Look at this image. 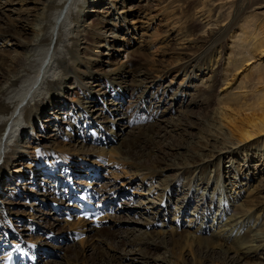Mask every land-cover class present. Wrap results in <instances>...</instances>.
<instances>
[{
    "label": "bare ground",
    "instance_id": "obj_1",
    "mask_svg": "<svg viewBox=\"0 0 264 264\" xmlns=\"http://www.w3.org/2000/svg\"><path fill=\"white\" fill-rule=\"evenodd\" d=\"M245 1L237 0L234 6L225 3L223 7H226L228 13L213 18L205 17L208 20L214 19V21L204 23V33L201 39L191 46L199 48V52L191 48L190 52L184 54L180 65L182 66V77L186 80L187 85L192 81L195 82L196 79L199 80L195 76V72L202 74L200 78L202 82L204 80L210 83L204 82L202 88L194 90L196 94L194 99L187 98L189 96L187 95L180 105L178 97L180 94L182 97L184 93L171 89L170 99H167V93L163 90L162 83H160L163 78L154 72L143 69L139 72L140 75L133 86L126 84L122 76L119 86L113 83V78H110L113 73L98 77L95 76V71L90 70L88 65L93 62V59L91 57L85 58L87 54L86 45L89 42L85 40L88 37L98 40L101 36L99 30L92 28L91 22L87 24V21L91 17L89 15L92 13L93 7L100 4V0H42L39 2V8L37 9L38 18L35 19L37 23L39 22V29L32 31L31 27H34V25L26 27L22 23L7 25L4 29H1L0 44L1 42L13 40L18 43L16 47L19 51L16 52L17 55L10 66V71L2 70L3 65L6 63L5 57L10 55L9 52H0V66L2 65L0 68V185L6 184V177L17 179V172L11 169L19 166L23 158L31 156L29 143L32 144L33 139H35L33 124L38 121L40 112L53 106L59 108L60 111L64 108L68 109L65 105L67 101L64 93L71 89L72 85H75L74 89L79 88L78 90L83 92L84 98L77 105V108L71 104L73 111H78L79 115L67 119L70 121V127L80 130L79 138L82 142H88L89 140L92 143L99 144L105 142L126 144L128 154L135 157L139 153L145 155L153 153L157 156L158 152L161 157H157L155 162L151 164L155 169L150 177L153 178L165 171L175 172L173 187L162 191L159 196L160 205L158 207L165 208V193L168 197L176 193L181 197V200L178 199L181 204L178 213L188 215V209H192L193 213L191 215L196 217V221H198L199 227H202L203 231V235L190 244L191 246L193 243L196 253V259L192 260V264L193 261L194 264L195 261L200 262V264H209L215 258L223 259L224 264H236L239 257H253V259L260 257V253L264 250V236L258 239L254 235L251 237V235H247L251 231L246 233L242 230V224H238L236 215H238L237 212L243 202L238 201V195L236 198L231 197L232 201H229L230 194L227 193L223 184L221 167L223 162L233 164L232 180H228L233 189L236 185H239V179H242L243 176L244 179H247L256 171L257 165L254 167L252 163L260 162V157L264 158V144L261 146L256 144L258 150L257 148L253 150L252 146L241 147L242 144L252 139L256 134L264 133V92L263 89H255L256 93L252 92L254 97L251 103L241 104L229 112H226L221 106L219 107V104L216 108L212 107L216 87L212 67L216 63L211 64V59L221 49L222 42L226 38H235L231 47L240 49L242 55L248 53L249 46H254L255 50H261V53H264V40L256 41L255 38L246 37L245 33L242 36L235 35L237 29L243 30L239 22L244 21L241 20V17L245 14V11L249 10ZM115 3L114 0L111 1L110 10L115 7ZM202 3L209 4L208 0H202ZM55 12L56 14L51 18ZM229 18L230 21L225 27L218 26L221 23L219 20ZM42 20H45L44 24ZM103 28V25H101L100 31ZM42 50L45 53L43 56L39 55ZM231 55H234L233 51ZM246 59L243 58L241 62ZM80 64L85 65V68L82 66L84 69L81 76L77 74L75 69ZM205 66L207 67L204 68ZM119 70L124 72L122 68H119ZM169 72L170 70L165 72L166 77L168 74L170 75ZM69 78L73 81L70 85L65 82ZM92 83L98 85L94 86ZM187 88L189 87L187 86ZM126 96L130 99L138 97L137 105L132 109L136 112H143L140 116L143 124L136 125L139 121L138 118L128 121L130 126L129 135L128 133H121L122 129L118 128L125 114V112L120 114V109L123 107V98ZM140 102H142V106L138 108ZM197 103L206 105L204 114H207L208 111H214V114L217 115L218 113L220 115L219 126L214 125L213 133L210 134L205 143L207 149L190 159L189 166L194 167L189 168V166H186L170 169L165 164L157 166L160 163L167 162L166 157L172 151L171 142L169 141L172 131L187 132L189 134V128H194L195 125L200 124L197 119L192 122L189 117H181V113H177L180 117L179 122L182 123L184 120L185 124L179 123V127L176 129L173 124L169 123V112L171 114L174 105L177 107L182 106L187 111ZM162 104L166 105L165 110L162 109L164 108ZM98 107L101 108L98 109ZM57 112L58 110L54 109L51 117ZM92 115L95 116L92 117ZM52 121L49 119L44 123H52ZM40 126V129H47V126H42V123H40ZM82 130H87L86 134ZM133 130H136L135 134ZM28 133L31 134L30 138L22 143L21 137ZM152 146L153 149L150 150L149 148ZM89 157L86 156L84 159L79 158L77 160L82 164L86 160V165L93 163L91 168L96 171L99 162H90ZM58 158L63 163L71 158L74 159L67 155L62 156L60 153H54L47 158V161L55 159L54 163H57ZM132 160L134 161V159ZM208 167L215 168L217 181V183H214L215 187L207 181L208 178L204 179V173ZM234 178L237 179L234 180ZM8 179L7 183L11 181V179ZM181 180L186 181V183L181 182ZM259 180L261 181L260 176ZM70 181L68 180L67 184L58 180L49 181L47 186H39L41 196L36 199V204L33 205L34 207L37 206L38 217L32 220L41 229L39 235L42 234L45 237H43L44 242H41L39 247L36 248L30 245L31 240L28 243L25 241V244H23L24 241L18 234L11 233V231H0V244H3V248L15 243L23 251L25 250L32 259L39 260L38 257L41 258V256L47 254L53 256L52 260L61 257V262L58 264H99L101 262L102 264L103 262L105 264H121L125 260L134 264H154L152 256L160 249L167 250L170 240L155 239V237L149 236L147 231L143 232L138 239H132V230L129 228L123 229L122 225L125 217L117 214L121 211L119 209L127 203L123 200L124 195H121V191L112 181H108L106 184L93 181L90 184L92 187L87 189H83L85 188L84 181L79 182L81 184L76 183L77 187H72ZM97 183L100 189L97 188ZM193 184L195 187L201 188L196 189ZM249 187V184H246L243 191H248ZM206 190H210V193H207ZM74 191L81 195L91 194L93 197L99 198V201L105 202L106 209L114 211L112 216L115 219L114 224L105 228V221L112 219L108 214H105L100 223L96 224L78 218L75 219L74 223L59 218L56 219L55 217L62 213H72L76 206V204L71 203L75 198ZM204 191L206 193L203 194ZM260 191H264V188H261ZM215 193L220 197L224 195L223 199L226 198L228 202L227 207L224 206L223 201V204H220V201L215 198ZM168 197L166 198L167 201L169 200ZM8 201L11 202V200ZM235 201H238V203ZM117 202L119 208L116 210L115 205ZM230 202L232 203L231 206ZM4 204L10 206L9 203ZM47 204H50L52 210L50 214L46 215L45 207ZM154 204L152 203V206ZM129 205L131 203H128L127 208H130ZM54 212L57 215L53 214ZM241 216L250 217L245 214ZM207 223H211L215 230L213 231L212 228L207 227ZM3 224H5L4 221ZM147 226V224L144 225V227ZM260 226L264 235V217ZM75 232L84 235L87 243L83 244V241H79L80 244H76L75 240L73 241L74 237H72ZM66 234H68L70 240L65 236ZM58 236L65 238L64 247H55L45 242L49 239L56 242ZM92 240H97L98 245H93L92 257L89 262L85 263L83 261L85 251L91 247L89 243ZM238 240L241 242L237 246L241 248L236 250L239 251V256L236 259L230 257L229 253L232 251L229 245L233 243L236 245ZM108 242L110 244L114 242L116 246L106 249ZM8 252L10 251L8 250ZM50 264H54V261H51ZM159 264L171 263L168 260H162Z\"/></svg>",
    "mask_w": 264,
    "mask_h": 264
},
{
    "label": "rangeland",
    "instance_id": "obj_2",
    "mask_svg": "<svg viewBox=\"0 0 264 264\" xmlns=\"http://www.w3.org/2000/svg\"><path fill=\"white\" fill-rule=\"evenodd\" d=\"M41 1L42 0H0V31L7 25H17L18 23H22L26 27L34 25V27H31L32 31L39 29V22L37 23L35 19L38 18L37 9L39 8V2ZM100 1V4L93 7L92 13L89 15L91 17L88 19L87 24L88 22H91V25L93 26L92 28L97 31L99 30L101 38L95 40L88 37L85 40L89 41L86 45L87 54L85 58L91 57L93 59V62L90 63L88 67L90 70L95 71V76L99 77L103 76V74L106 75L113 73V76L110 78L114 79V84L120 86L121 77L123 76L126 84L133 86L136 84L135 81L140 75L139 72L146 69L149 72H154L155 74L162 76L163 79H161L160 83H162V88L167 93V99H170L171 89H175L174 91L177 92L182 91L184 93L182 97L181 94L178 97L180 99V101H178L179 105L181 101L184 100V97H187V95H189L187 98L194 99L196 96L194 90L202 88L205 83H210L209 81L204 80L202 82L200 80L202 74L195 72V76H197L199 80L196 79L195 82L192 81V83L187 85L186 80L182 77V66L180 64L184 58V54L190 52L191 48H194L199 52V48L191 46L201 39L202 34L204 33V23L206 21H214V19L208 20L205 17L209 16L210 18H213L215 16L228 13L229 11L226 10V7H223L224 4L229 3L231 6H234L237 0H208V5L203 4L202 0H114V2H116L114 5L115 7L111 10L110 4L112 0ZM263 2L264 0L245 1L249 10L245 11V14L241 17V20L244 21L239 22V25L243 27V30L237 29L235 35L242 36L243 33H245L246 37L255 38L256 41L264 40ZM55 14L56 12L53 13L51 18H53ZM42 21L44 24L45 20ZM220 21L221 23H219L218 26L225 27L229 23L230 18L219 20V22ZM36 24H38V26H36ZM101 25H103L104 28L100 31ZM175 35H177V37H175ZM233 37L235 36L233 35ZM234 39L235 38H226L220 46L221 49L211 59V64L216 63L213 64L212 67L216 81L212 107L216 108L217 104H219V107L221 106L226 112L237 108L241 104L251 103L254 97L252 96V92L256 93L255 89H263L264 92V53H261V50H255L254 46H249L247 49L248 53L246 55H242L240 53V49H234L231 47V44L234 43ZM17 44L18 43L13 40H10L9 42H1L0 52L6 51L10 54L5 57L6 63L3 65L2 70L10 71V66L17 55L16 52L18 53L19 51L16 47ZM232 51L234 52V55H231ZM44 54L43 50L39 52V55L41 56ZM243 58L247 59L244 62H241ZM82 66L83 64H80L75 68L77 70V74L80 76L83 75L82 72L85 68V65L83 66L84 68H82ZM1 67L2 65L0 68ZM206 67L207 66L204 68ZM119 68H122L125 73L121 72ZM169 70L170 75L168 74L166 77L165 72ZM65 82L70 85L73 81L69 78L65 80ZM92 85L97 86L98 84L92 83ZM187 86L189 88L186 89ZM71 87V89L64 93L67 101L65 105L68 109L64 108L60 111L59 108L53 106L47 107L44 111L40 112L38 121L33 124V135L35 136V139H33L34 141L32 140V144L29 143V152L31 153V156L23 158L20 165L11 170L17 172V176L20 179L22 176L27 174L25 171L28 168V165L31 164V166L34 167L40 162H48L50 160L47 161V158L54 153H60L62 156H69L67 154L68 152L70 154L72 153L71 157L74 158V162H78L77 159L79 158L84 159L86 156H89V154L92 156L93 153H96L97 156L94 159L93 157H89L88 160H90V162H99L97 170L94 171V174H98L101 177V182L98 183L106 184L108 181H112L117 185L121 192H123L122 190L124 189L133 194L131 201L129 200L131 198L129 196L130 194L128 196L124 195L123 200L126 201L125 203H127V205H123L122 208L119 209L121 210L119 211L120 213L118 212L117 214L125 217L124 224L122 225L123 229L129 228L132 230V239H138L143 232L147 231L149 236L155 237V239L164 238L165 240L167 239V241L170 240L167 250L160 249L152 256L154 264H159L162 260H168L171 264H192V260H194V258L196 259V253L194 250L195 248H193V243L191 246L190 244L203 235L202 227H199L196 217L191 215L193 213L192 209H188V215L184 213L179 214L178 208L181 204L178 199L181 200V197L176 193L171 194L169 197L165 193V208L160 209L158 207L160 205L159 196L162 191L173 187V181L176 176L175 172L165 171L153 178L150 177L155 169L151 166V164L155 162L157 157H161V154L157 151V156L153 153L148 155L139 153V155L135 157L128 154L126 144H114L113 142L105 144V142V145H101L102 143H91L89 140L88 144H83L86 143V141L83 143L81 141L80 143L77 140L80 139V130L75 127H71L73 128L74 136L77 137V139H75L72 130L67 127L70 123L67 118L78 116L79 113L75 110V113L70 116L68 111L71 109V104L77 108V105H79L80 101L84 98V94L82 91L78 90L79 88L74 89L75 85H72ZM126 101L130 102L128 105V108L130 109L137 105V100H132L128 96L123 98V105ZM162 105L164 107L162 109L165 110L167 108L166 105ZM173 107L174 108H172L171 114L169 112L170 117L168 116V119L169 123L173 124L176 129L179 127V123L182 125L185 124L184 120L182 123L179 122L180 117L177 113H181V117H189L192 122H195L196 119L200 122V124L195 125L194 128L188 129L190 135L187 134V132H171L172 136L169 141L171 142L172 151H170L169 156L166 157L167 162L160 163L157 166L165 164L166 166H169L170 169H178L177 167L189 166L190 159L192 157L207 149V145H205V143L209 139L210 134L213 133L214 125L219 126L220 115L218 113L217 115L214 114V111H208L207 114H204L206 105L201 103L193 105V107L187 111H185L182 106L177 107L174 105ZM99 108L101 107H98V109ZM54 109H57L58 112L54 113L53 117H51ZM121 112H125V114L123 115V119L120 121L121 123L118 128L120 130L122 129L121 133H128L129 135L130 126L128 121H132L134 117L127 114V106H123L120 109V114ZM95 115H92V117ZM49 119L53 120L52 123H44ZM40 123H42V126H47V129H40ZM64 123H66L67 126L63 127ZM141 124H143V122H141ZM82 131L86 134L87 130ZM135 131L136 130H133L134 134ZM55 134H57V137ZM30 135V133L23 135L21 137L22 143L30 138ZM256 144L258 146L264 144V133L256 134L252 139L242 144L241 147L252 146L253 150H255V148H257L255 146ZM92 146H95L96 148L93 149L91 148ZM149 149L152 150L153 146ZM75 152L81 154V156L75 154ZM131 158L134 159V161ZM107 160H110L111 164L110 161L107 162ZM263 161L264 158L260 157V162L254 164L252 163V166L254 167L257 165L256 171H254L247 179H244V176L242 179H239V185H236L233 189L231 188V185H229V182L232 180L231 177L233 176L231 174H233L234 171L232 166L233 164L223 162L221 167V178L227 193L230 194L229 201H232L231 197L236 198L238 195V201L243 202L237 212L238 215H236L238 224H242V230L246 231V233L251 231L248 232L247 235H251V237L254 235L257 239L264 236L263 231L260 229L261 221L264 217V191H260L261 188H264ZM106 162L110 165L106 166ZM57 163L55 162L54 165ZM79 163L80 168L87 171V174L90 170H93V168H91L93 163L86 165V160L83 161V164L81 162ZM73 166L74 165L72 164V167ZM99 167L101 168L100 171H98ZM191 167L194 166H189V168ZM59 169H62L60 171L63 172L60 174V177L62 176L61 178H58V175H55V177L50 179L51 176L49 175V178L45 179L44 183H42V181L39 183L36 181L35 188H39V186H47L49 181L56 180L61 181L64 184H67V181L71 180L70 182L72 183H70V185L72 187H77L76 183L81 184L79 182L84 181L86 185H84L85 188L83 189L92 187L90 184L93 181L89 180L87 183L85 180L80 179L78 174L73 170H68L66 167H60ZM106 172L110 173L108 177L104 176ZM215 172V168L208 167L204 173V179L206 180V178H208L207 181H209L210 184H213V186L215 185L214 183H217ZM39 175L40 173L37 174V176ZM259 176L261 181L259 180ZM84 177L86 178V176ZM8 178L6 177V184L1 185V193L8 191L10 189V185L14 184L13 177ZM7 179H11V181L7 183ZM25 179L28 180L27 177ZM235 179L237 178H234V180ZM181 182L186 183L184 180H181ZM25 183L27 184V181ZM98 183L96 185L97 188L100 189ZM241 184H249L250 187L248 191H243V189H245V185ZM193 186L196 189L201 188L195 187L194 184ZM146 187L149 188L147 189ZM26 188L27 187L23 186L21 189L22 191L28 190ZM206 191H204L203 194L206 193ZM207 193H210V190L207 191ZM23 194L26 199L29 197L28 193H22V195ZM2 196L3 194L0 195V198ZM10 196L14 198L20 197L21 195L17 189L13 188L12 192H10ZM223 196H217L215 193V198L220 201V204H223L224 202V206L227 207L226 205H228V202L226 198L223 199ZM167 197L169 199L168 201L166 199ZM37 198L38 197L33 199V202L29 204L32 213L29 215L31 220H29L30 218H28V220L31 221L32 224H34V220L32 219L38 217L37 206H33L36 204L35 201ZM8 200H11V202ZM133 200L139 202L137 204V208L134 207L137 202H133V205L131 204L129 205L130 208H127L128 203H131ZM238 201L235 202L238 203ZM1 203H9L10 206L6 205L8 208L11 209L13 207L16 209L17 207V209L20 210V213L22 212L24 214H28V210L24 209V199L6 198V202L1 201ZM152 203L155 204L152 206ZM231 204L232 203L230 202V206ZM117 205L118 204L115 205L116 210L119 208ZM260 209L262 210L259 211ZM51 210L50 204H47L45 207L46 215L50 214ZM5 212H7L6 216L1 215L0 213V225H2L3 221L5 222L3 227L0 228V231H11V233L18 234L19 237L22 238L24 241L22 242L23 244H25V241L28 243L30 239H23L24 235L19 232L20 230L17 231V229L11 225L9 221L10 218L8 216L10 212L8 213L7 209ZM111 212L112 211H110L108 215L112 217L114 215V211L112 213ZM53 214L57 215L55 212ZM243 214L250 217L241 216ZM55 218L73 223L75 221V219L73 221L65 220L62 217L57 216ZM105 222V228H107V226L114 224L115 219L112 217V219ZM26 224L29 225L28 222H26ZM145 224L148 226L144 227ZM27 225L23 224L19 228L24 231L25 228L28 227ZM206 225L210 229L212 228L213 231L215 230V227H212L211 223H207ZM40 230L39 226L35 224L34 227L30 229V232L39 233ZM67 235L68 234L65 236L69 239V236ZM40 236L43 235L41 234ZM59 239L65 238L63 236H58L56 238V242H53V239L45 240V242L55 247H64V244L60 245L58 243ZM80 239L81 240L78 241L73 239V241L75 240L74 242L76 244L79 243V241H83V244L87 243L86 238ZM95 241L97 240H92L89 243L91 247L87 248L85 251L86 254L83 258L85 263L89 262L92 257L93 245H98V241L96 243ZM239 242L241 241L238 240L236 245L234 243L229 245L232 251L229 253L230 257L236 259L238 258L239 251L236 250L241 248L237 246L239 245ZM113 243L110 244L108 242L105 248L108 249L111 248V246H116L115 243ZM30 245L36 248L39 247V244L30 243ZM4 248H7V246H4ZM0 249H3V244H0ZM8 250L9 249H7L6 252H8ZM260 254V257H258L257 254L258 258L254 256V259L253 257H239L236 264H264V250ZM60 258L54 260L51 258L47 262L50 264L51 261H54V264H58L61 262ZM47 262L45 264H48ZM99 264H102V262ZM103 264L105 263L103 262ZM121 264L134 263L125 260ZM195 264H200V262L195 261ZM209 264H224V261L221 258H215Z\"/></svg>",
    "mask_w": 264,
    "mask_h": 264
}]
</instances>
